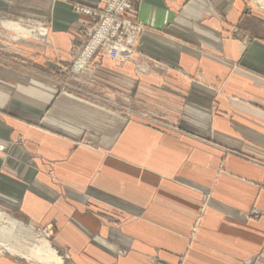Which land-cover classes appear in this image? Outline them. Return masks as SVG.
<instances>
[{"label": "crops", "instance_id": "1", "mask_svg": "<svg viewBox=\"0 0 264 264\" xmlns=\"http://www.w3.org/2000/svg\"><path fill=\"white\" fill-rule=\"evenodd\" d=\"M104 1L0 0V200L26 222L8 215L64 264L62 249L72 264H264V15L134 0L140 51L122 66L99 52L73 77L122 93L129 114L54 83L91 21L75 4ZM18 259L42 264L0 250Z\"/></svg>", "mask_w": 264, "mask_h": 264}, {"label": "rangeland", "instance_id": "2", "mask_svg": "<svg viewBox=\"0 0 264 264\" xmlns=\"http://www.w3.org/2000/svg\"><path fill=\"white\" fill-rule=\"evenodd\" d=\"M114 1L115 0H105L104 5L99 8H94L79 3L75 4V10L78 11L79 14L90 17L91 21L83 28V43L75 47V52H73L71 56L72 58L70 63L68 65H61V70L67 71L65 79L59 80L58 76L56 75V78L58 79H56L57 82L54 83L58 86L60 93L66 92L95 103L101 107H108L120 112L127 111L129 114H132L133 111L140 110L135 106L127 107L128 104L126 103V100H124L122 93L112 91L106 85L98 81L91 82L92 86L95 88L93 91L90 88H86L82 83L73 79L74 75H80L86 70L91 69L93 66V59L99 52H106L107 56L110 57L112 61L122 66L125 61L132 57L133 54L140 51L139 47L142 43V32L149 27L137 21L134 0H125L128 2L127 9L117 10L113 7L110 11V5H112ZM248 1L254 6L255 9L264 15V8L260 7L255 0ZM106 19H112L116 22L114 24L112 22H110L111 24H108L109 21ZM110 27L112 28L109 29ZM40 30L42 31L43 29H36L38 32L37 35L43 39L47 35L42 33ZM98 35H100V37ZM95 38L96 45L93 46V40ZM114 45H116V48ZM120 53H122L125 58L120 57ZM151 120L155 124H162L164 123L165 119L160 114H154V117H152ZM83 144H86L87 147H93L91 141H85ZM260 164L263 166L264 170V163L261 162ZM262 184L264 187V173ZM2 203V200H0V210L6 211L13 217L26 222L18 214H16L15 211L7 208ZM250 212L251 213L246 216L247 219H253L254 217L256 219V217L261 214V211L255 208ZM52 229L49 228V230L54 235V229ZM37 235L40 238L42 237L40 236L41 234L37 233ZM59 252L60 254L63 253L62 255L64 256L66 253H68L69 259L71 262H73L70 252L65 251L64 249ZM18 260L23 262L21 264H32L28 261H24V259ZM71 262L69 264H72Z\"/></svg>", "mask_w": 264, "mask_h": 264}, {"label": "bare ground", "instance_id": "3", "mask_svg": "<svg viewBox=\"0 0 264 264\" xmlns=\"http://www.w3.org/2000/svg\"><path fill=\"white\" fill-rule=\"evenodd\" d=\"M255 1L260 7L264 8V0ZM94 45H96V38L93 40ZM119 56L125 58L122 53ZM11 216L0 211L1 252L6 255H17L42 264H64L63 258L53 251L51 240L48 237H38L37 232L32 227L22 225V222L16 221L17 219L15 220Z\"/></svg>", "mask_w": 264, "mask_h": 264}, {"label": "built area", "instance_id": "4", "mask_svg": "<svg viewBox=\"0 0 264 264\" xmlns=\"http://www.w3.org/2000/svg\"><path fill=\"white\" fill-rule=\"evenodd\" d=\"M127 4L128 2L125 1V0H115L114 3L112 5H110V8L109 10L111 11L112 8H116L117 10H121V9H127ZM108 20V24H111L110 22H112L113 24L116 22L115 20H109V19H106ZM112 27H110L109 29H111ZM100 37V35H98ZM99 40V39H98ZM114 47L116 48V45H114ZM118 51H119V47H118Z\"/></svg>", "mask_w": 264, "mask_h": 264}]
</instances>
